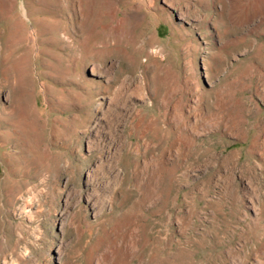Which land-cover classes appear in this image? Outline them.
I'll return each mask as SVG.
<instances>
[{
    "label": "rangeland",
    "instance_id": "1",
    "mask_svg": "<svg viewBox=\"0 0 264 264\" xmlns=\"http://www.w3.org/2000/svg\"><path fill=\"white\" fill-rule=\"evenodd\" d=\"M0 9V264H264V0Z\"/></svg>",
    "mask_w": 264,
    "mask_h": 264
},
{
    "label": "bare ground",
    "instance_id": "2",
    "mask_svg": "<svg viewBox=\"0 0 264 264\" xmlns=\"http://www.w3.org/2000/svg\"><path fill=\"white\" fill-rule=\"evenodd\" d=\"M28 1H30V0H28ZM14 3V2H13ZM11 5V4H10ZM28 5V4H27ZM56 6V5H55ZM11 9V8H10ZM1 10V9H0ZM12 10H13V8H12ZM20 13V12H19ZM62 14V13H61ZM86 14V13H85ZM17 19V18H16ZM21 19V18H20ZM22 20V19H21ZM28 20V19H27ZM7 22V21H6ZM18 23H20V24H24V23H22V22H18ZM34 23V22H33ZM19 24V25H20ZM33 26V25H32ZM15 27V26H14ZM15 29V28H14ZM13 29V30H14ZM21 30H22V28H21ZM83 48V47H82ZM105 52V51H104ZM82 60V59H81ZM22 68V67H21ZM14 72V71H13ZM8 73V72H7ZM219 99V98H218ZM63 100H64V97H63ZM221 100V99H220ZM58 103V102H57ZM219 103V102H218ZM221 104V103H220ZM221 107V106H220ZM7 114V113H6ZM26 124V123H25ZM20 126V125H19ZM42 126V125H41ZM37 132V131H36ZM66 133V132H65ZM38 134V133H37ZM41 134V133H40ZM13 135V134H12ZM180 135V134H179ZM10 136V135H9ZM34 136V135H33ZM6 137V136H5ZM179 137V136H178ZM12 138V137H11ZM24 138V137H23ZM31 140V139H30ZM186 141H188L189 142V140L187 139ZM172 142V141H171ZM180 142V141H179Z\"/></svg>",
    "mask_w": 264,
    "mask_h": 264
}]
</instances>
